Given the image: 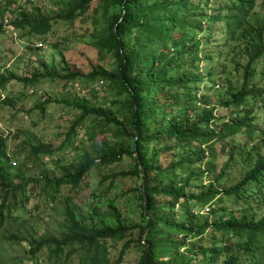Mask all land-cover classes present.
<instances>
[{
  "label": "trees",
  "instance_id": "trees-1",
  "mask_svg": "<svg viewBox=\"0 0 264 264\" xmlns=\"http://www.w3.org/2000/svg\"><path fill=\"white\" fill-rule=\"evenodd\" d=\"M64 1L53 12L33 7L9 19V7L0 8V35L9 26L22 39L47 42L55 24H74L91 12L92 30L81 43L99 61L111 59L112 68L34 73L20 82L34 87L58 80L66 88L107 82L117 98L106 107L76 105L79 117L57 149L42 150L28 140L11 148L0 133V246L26 244L33 264H264V213L258 212L264 207V152L254 154L243 178L226 187L247 147L264 148V123L257 116L258 105L264 108V0ZM259 66L261 80L255 81ZM233 70L241 82L232 80ZM15 79L2 76L0 92ZM221 85L227 91L218 105L233 113L227 118L202 106L209 105L207 91ZM13 98L3 100L11 105ZM50 104L36 109L45 114ZM82 127L94 154H82L59 177L29 175L27 167L60 158ZM238 135L246 138L244 145L236 142ZM218 147L228 160L216 174ZM125 159L128 170L83 185L94 168ZM129 179L138 182L141 205V222L132 226L121 222L116 207L127 197L118 191ZM86 188L83 209L77 198ZM57 204L63 207L58 231L39 236L41 213ZM84 215L100 223L87 224ZM134 248L138 261L126 263Z\"/></svg>",
  "mask_w": 264,
  "mask_h": 264
},
{
  "label": "rangeland",
  "instance_id": "rangeland-1",
  "mask_svg": "<svg viewBox=\"0 0 264 264\" xmlns=\"http://www.w3.org/2000/svg\"><path fill=\"white\" fill-rule=\"evenodd\" d=\"M64 0H3L0 4L1 10L9 11L5 18L14 14H21L24 11L31 12L33 7H38L45 13L56 11L64 4ZM7 16V17H6ZM91 12L84 17H81L74 24L58 23L55 24L54 34H51L47 40L32 42L27 39H22L9 26H5V33L0 35V78L2 76L8 78L13 76L16 78L8 84L5 90L1 91L0 100V133L8 137L11 148H14L20 141L28 140L33 145L40 146L42 150L57 149L65 140L67 131L79 117V111L76 105L85 103L87 106H105L106 103H111L117 97L115 92L111 90L107 82H101L87 88L85 84H73L69 88L64 87L61 82L44 80L34 87L24 86L20 80L30 78L32 74H66L70 71L89 74L92 70L99 68L111 69V59L105 62L98 60L97 54L86 44L81 43L82 39L90 34L92 30ZM6 20V25H7ZM2 18L0 16V23ZM43 43V47H39ZM37 48H40L38 50ZM215 52V50H212ZM262 66L257 67L255 81L261 80L260 71ZM232 80L241 82L242 75L236 70L232 71ZM206 90V89H205ZM227 85H221V88L214 90L209 89L207 92L208 106L204 103L202 106L207 108H215V116L229 117L233 116L231 110H225L218 105L220 98L226 95ZM10 94L14 98L12 104L6 103L5 97ZM50 101V106L47 107L45 114H42L36 109L41 103ZM217 108V109H216ZM258 120L264 123V108L258 105ZM264 125V124H263ZM76 137L73 138V143L70 144L63 152L60 158L46 157V159L35 167H27V171L31 176H38L42 173H47L52 177L63 175L69 164L78 161L82 154L89 152L94 154L93 145L88 139L86 127L78 129ZM246 138L243 135H238L236 142L239 145L246 143ZM249 145L245 151L244 158L237 160L230 169L226 187H230L238 183L251 166L249 159H253L254 154L258 151L264 152L261 146L257 149ZM253 148V149H252ZM250 152V153H246ZM222 149H216L217 166L220 172L223 165L228 160V157L223 155ZM249 154V155H248ZM248 155V156H247ZM247 156V157H246ZM168 161H164L165 165ZM131 164L130 159H125L123 163L113 165L109 168H94L86 177L84 184L96 185L97 182L112 173L128 170ZM209 177L204 179V184H208ZM138 187V182L135 179L123 181L120 185L118 193H126L127 197L120 199L116 203L120 214L121 222L125 225L132 226L141 222V205L138 199V192L135 188ZM90 188V187H89ZM80 194V199L77 198L83 209L84 203L88 198L89 190ZM135 190V191H134ZM202 189L197 190L200 192ZM225 203H230L229 199H225ZM35 200L31 201L28 206L29 212L35 208ZM34 208V209H33ZM216 208L212 209L210 216ZM218 210V207H217ZM63 207L60 204L51 206L43 211L39 218V224L36 227V232L39 236L55 235L58 231V225L62 222ZM259 213H264V207L258 210ZM87 224H99V219L92 222L87 220V215H84ZM106 223L114 225L115 223L107 218ZM118 251H113V260L116 258ZM139 251L132 249L126 256V263H135L138 261ZM0 264H33L26 257V244L11 245L4 243L0 246Z\"/></svg>",
  "mask_w": 264,
  "mask_h": 264
},
{
  "label": "built area",
  "instance_id": "built-area-1",
  "mask_svg": "<svg viewBox=\"0 0 264 264\" xmlns=\"http://www.w3.org/2000/svg\"><path fill=\"white\" fill-rule=\"evenodd\" d=\"M39 47H42V44L38 45ZM206 213L210 212V208H206L205 210Z\"/></svg>",
  "mask_w": 264,
  "mask_h": 264
}]
</instances>
